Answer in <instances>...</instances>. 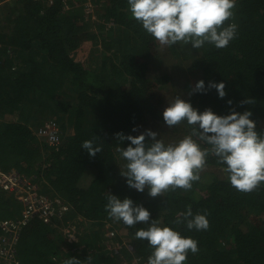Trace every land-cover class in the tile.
<instances>
[{"label":"trees","instance_id":"16d2710c","mask_svg":"<svg viewBox=\"0 0 264 264\" xmlns=\"http://www.w3.org/2000/svg\"><path fill=\"white\" fill-rule=\"evenodd\" d=\"M232 21L237 35L226 47L193 49L154 40L126 0H0V168L33 178L41 192L67 206L54 226L33 218L21 228L19 264H64L70 257L109 264L116 248L125 259L147 264L151 249L134 236L144 225L109 217L107 193L132 199L150 220L194 238L199 251L184 264H264V183L251 192L235 189L211 154L192 188L161 196L129 188L120 175L125 161L117 148L129 142L117 133L150 129L165 143L188 133L183 122L164 124L166 94L219 115L251 111L256 130L264 131V0H236ZM201 79L206 88L223 81L225 97L215 89L193 92ZM48 120L60 130L56 147L36 135ZM85 140L101 151L89 156L81 149ZM19 197L0 190V223L20 212ZM186 206L207 214L206 230L175 223Z\"/></svg>","mask_w":264,"mask_h":264},{"label":"clouds","instance_id":"9594fccd","mask_svg":"<svg viewBox=\"0 0 264 264\" xmlns=\"http://www.w3.org/2000/svg\"><path fill=\"white\" fill-rule=\"evenodd\" d=\"M126 2L132 18L161 45L173 46L183 41L193 49L206 43L219 49L226 47L237 35L238 25L232 21L236 0ZM208 89H215L218 98L226 95L223 81H209L206 88L202 79L196 81L193 92L203 93ZM251 116L248 110L229 109L225 115L216 114L210 108L201 111L190 101L176 96L167 101L161 117L168 127L185 123L188 133L167 143L150 129L135 136L117 133L121 142H129L126 147L117 148L125 161V171L120 175L129 188L137 192L147 189L150 197L161 196L170 188L187 190L192 188V182L200 179V171L211 154L222 166L231 186L251 192L264 183V131L256 130ZM81 149L89 156L101 151L92 140L83 141ZM106 201L104 208L109 217L126 226L144 225L136 229L134 236L146 240L151 249L147 264H184L189 253L199 251L194 238L182 235L159 219L150 220V212L132 199L107 193ZM206 215L194 213L191 206H186L175 223H183L188 230H206L209 226ZM64 264H79V261L70 257Z\"/></svg>","mask_w":264,"mask_h":264},{"label":"built area","instance_id":"2783aa9c","mask_svg":"<svg viewBox=\"0 0 264 264\" xmlns=\"http://www.w3.org/2000/svg\"><path fill=\"white\" fill-rule=\"evenodd\" d=\"M88 12L92 11L90 4L86 5ZM36 135L45 140L48 145L58 146L60 141V130L57 123L46 121L38 128ZM0 190L6 193L19 194L21 211L18 216L0 223L2 235L0 237V264H19L15 257V243L21 228L33 218H39L44 223H52L60 220L61 214L67 210L66 204L58 197L50 196L41 192L40 187L31 177H26L17 171L10 169L4 171L0 168ZM69 208V207H68ZM113 257L123 259L116 248ZM110 264V263H109ZM122 264H139L137 258L130 261L123 259Z\"/></svg>","mask_w":264,"mask_h":264},{"label":"rangeland","instance_id":"374dc122","mask_svg":"<svg viewBox=\"0 0 264 264\" xmlns=\"http://www.w3.org/2000/svg\"><path fill=\"white\" fill-rule=\"evenodd\" d=\"M92 19H94V18H92ZM90 63H87L86 65H89ZM172 100V98H169L168 96H167V94L164 96V103H163V108L164 107H166V105H167V101H171ZM66 127H67V134H72L73 133V129H72V126H71V124H68L67 123V125H66ZM168 129V128H167ZM217 169V168H216ZM88 181V180H87ZM83 184H85V182H83ZM4 197V196H3ZM21 207L22 206H20V209H21ZM9 209H10V211H13V210H16V207H15V209H14V207L13 206H10L9 207ZM18 210H19V208H18ZM19 211H21V210H19ZM19 215V213H17V214H15L14 216H18ZM2 220H4V221H6L5 219H2ZM7 220H9V219H7ZM4 221H2V222H4ZM59 221V220H58ZM58 221L57 220H55L54 222V224H57L58 223ZM57 222V223H56ZM54 224H52V226H54ZM62 230L64 229V228H62V227H60ZM108 241L106 240V242H105V245H107V249H108ZM120 255L122 256V258H124L125 257V254L124 253H120ZM114 257V256H113ZM112 257V258H113ZM118 257H114L113 259H110L109 261H110V264H119V259L120 258H118ZM125 259V258H124ZM126 261H129L128 259H125Z\"/></svg>","mask_w":264,"mask_h":264},{"label":"crops","instance_id":"0c3cea01","mask_svg":"<svg viewBox=\"0 0 264 264\" xmlns=\"http://www.w3.org/2000/svg\"><path fill=\"white\" fill-rule=\"evenodd\" d=\"M18 200H19V198H18ZM19 202V201H18ZM15 215V214H14ZM2 222V221H1Z\"/></svg>","mask_w":264,"mask_h":264}]
</instances>
